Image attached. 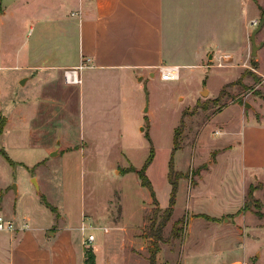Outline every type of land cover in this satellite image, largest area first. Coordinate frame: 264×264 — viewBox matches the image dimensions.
<instances>
[{
  "label": "rangeland",
  "instance_id": "1",
  "mask_svg": "<svg viewBox=\"0 0 264 264\" xmlns=\"http://www.w3.org/2000/svg\"><path fill=\"white\" fill-rule=\"evenodd\" d=\"M29 1L31 22L24 30L29 33L31 25L33 30L9 50L23 60L32 48L41 49V33L47 32L60 48L54 54L67 55L77 38L62 45V27L36 21L38 4L58 10L60 0ZM248 1L247 15L240 17L236 4L229 10L235 17L234 39L243 46L264 16V0ZM67 3L63 17H70L78 6V0ZM226 8L222 13L217 0H168V39L177 46L184 39L200 42L203 66L181 69L176 82L161 81L158 73L152 77L149 71L131 74L110 103L108 75L87 72L86 88L69 92L74 95L71 105L55 109L62 113L53 122L34 116L37 110L47 113L52 108L39 101L38 88L21 87L23 72L7 73L3 96L8 105L1 119L10 129L5 127L0 139V216L15 225L13 233L20 240L13 253L15 244L7 232H0V264H86L88 252L94 254L95 264H149L151 224L155 222L157 230L169 208L171 169L172 178L182 179L157 264H264V222L258 215L264 208V190L259 187L261 193L254 196L252 188L245 195L240 173L226 157L217 156L226 136L215 134L223 131L222 123L236 120L227 107L238 104L248 116L264 108V47L256 58L247 50L241 63L232 58L224 60L225 68H217L223 52L216 51L213 35L222 32ZM256 41L264 42V27ZM243 46L237 45L239 57ZM177 63H182L180 58ZM236 65L245 68L240 75L239 69H232ZM182 120L174 151L175 130ZM151 149L155 156L146 175L161 210L155 221L150 192L136 173H126L131 166L141 170ZM68 152L73 156L67 161L63 155ZM241 207L248 217L235 215ZM203 216L220 218L219 225ZM26 223L29 227L22 229ZM89 235L95 236L92 244Z\"/></svg>",
  "mask_w": 264,
  "mask_h": 264
},
{
  "label": "crops",
  "instance_id": "2",
  "mask_svg": "<svg viewBox=\"0 0 264 264\" xmlns=\"http://www.w3.org/2000/svg\"><path fill=\"white\" fill-rule=\"evenodd\" d=\"M69 1L60 0L59 5L57 4L58 10L47 4H38L36 21L45 26L56 23L64 29L60 43L62 42L63 45L66 40L70 41L71 38H77L78 41L75 40L77 42L76 47H69L67 55L64 52L54 54V50L60 48L53 45L47 32H43L40 37L42 39L41 49L34 51L32 48L31 52H28L22 60L18 53L10 51L8 47L25 39V36L26 38L30 37L33 26H30L29 33H25L24 30L28 22H31V17L27 14L30 1L0 0V96H3L4 84L10 75L7 73L12 71L23 72L24 75L20 80L21 87L28 85V88H38V91L35 92L39 94V101L44 106L48 105L47 107L52 108L47 113L37 110L34 112V116L37 118L44 117L48 119V122H53V119L62 113L55 109L70 106L74 97L71 95L74 94L73 91L79 90L81 92L82 88H86L85 73L87 72L108 75V103H110L115 94L119 95L120 88L129 81L131 74H144L149 71V75L154 77L161 66H178L181 69L201 68L203 66L201 54L203 49H200V42L194 44L184 39L177 46L173 42L171 44L168 39L166 33V4L168 0H78V6L71 12V16L63 17L61 14ZM217 2H220L222 6V13H224L225 6H227L225 11L228 12L234 6L231 3L236 4L240 17L242 14L247 15L251 9L248 0H217ZM49 19L53 22H46ZM43 20L44 23L41 22ZM234 23L235 17L231 16L229 11L226 15V22L224 21L221 25L222 32L213 35V39L215 38L216 41L212 44L216 51L223 52V55L219 57L222 64H224V60L227 63L232 58L235 63H241L244 59L243 53L247 50L251 51L250 39L244 43V46L240 42L241 40L238 44L236 43ZM246 29L243 27V35ZM206 45L205 43L204 46L206 47ZM237 45L239 48L243 46L240 57L236 53L239 52ZM48 49L50 50L49 53H47ZM62 51H64L63 47L61 48ZM178 58L181 59L182 63H177ZM210 58L212 57L210 56ZM88 60L90 61L85 62ZM215 60L216 57H213L212 61ZM232 69H239L238 75H240L241 69L245 68L236 65ZM67 73L74 75L72 81L67 80ZM75 79L79 82H75ZM49 89L53 90L48 91ZM60 91L62 94H59ZM64 91H68L67 94H64ZM47 102L54 104V107L45 104ZM7 105L8 103L3 96V99L0 100V120L5 117L1 115V110ZM31 108L33 111L34 107ZM229 109L234 111V116L237 115L236 120L222 123V132L219 129L216 130V132L226 136L217 156L226 157L231 163V167H235L240 173L241 180L245 182V195L253 188L252 193L257 196L261 193L259 187L264 190V108L258 107L256 112L249 116L238 104L226 108V110ZM27 115V113L23 114L25 120H27ZM7 129H10L9 125L6 127ZM4 130L0 139L5 136ZM46 148L51 150L49 146ZM77 148L76 145L75 147H68V150L73 151ZM72 156V152H68L63 155V159L68 161ZM246 213L245 207H241L235 215L242 216ZM260 213L259 220L264 222V208ZM223 217L224 215L219 219L222 220ZM212 219H214L212 222L219 225L220 220L218 218L213 217ZM260 230H262L260 233H264V228H260ZM6 234L9 235L11 244H15L13 247V253H15L17 251L15 248L18 247L16 241L20 240L16 238L18 234L8 232ZM243 244H245L244 240ZM243 248L245 249V246ZM14 257L15 254H13ZM12 263L15 264L16 262L13 260Z\"/></svg>",
  "mask_w": 264,
  "mask_h": 264
},
{
  "label": "trees",
  "instance_id": "3",
  "mask_svg": "<svg viewBox=\"0 0 264 264\" xmlns=\"http://www.w3.org/2000/svg\"><path fill=\"white\" fill-rule=\"evenodd\" d=\"M184 121L182 120L180 126L175 130V136H174V151L176 150V146L178 145V135L181 133L183 127H184ZM0 135L3 133V129L5 127V124L2 123V119L0 120ZM155 156V152L153 149H151L150 156L147 159L145 165L142 167L141 170H136L133 166L129 168V170L126 173H136L141 181V186L146 188L152 197V204L154 206L153 210V220H157L158 217L160 216L159 214L161 213V210L159 209V204L157 199L155 198V193L153 190V186L151 181L149 180L148 176L146 175V170L148 166L152 163L153 159ZM174 173V170L171 169L169 174H168V182L171 185V196H170V201H169V208L166 209L163 212V215L161 216V219L159 220V225L157 230L154 229L155 227V222H152L151 224V229H150V234L149 238L151 239L152 243L150 247L148 248V261L149 264H157V256L161 251L160 243L163 241V231L166 228L167 224L170 222L173 213H174V206L176 204V198L179 190V181L182 179V177H176L175 179L172 178ZM261 217V214H258ZM203 218L207 220L214 221V219L209 218L207 216H203ZM174 236L177 237V233H174ZM86 264H95V256L94 254L89 252L87 253V262Z\"/></svg>",
  "mask_w": 264,
  "mask_h": 264
},
{
  "label": "built area",
  "instance_id": "4",
  "mask_svg": "<svg viewBox=\"0 0 264 264\" xmlns=\"http://www.w3.org/2000/svg\"><path fill=\"white\" fill-rule=\"evenodd\" d=\"M253 25H257V22H254ZM225 58V57H224ZM90 61V60H88ZM226 67V65L218 64L217 68H223ZM180 70L181 68L178 66H161L158 68V75L159 79L164 82H176L180 80ZM67 80H73L74 75L71 73L66 74ZM75 82H79L78 80H74ZM216 134H220L219 132H216ZM22 229H27L29 226L26 224L23 225ZM17 231V228L11 221H7L4 217L0 216V232H8L13 233ZM82 232H85V228H82ZM87 242L89 244H92L95 242V236L89 235Z\"/></svg>",
  "mask_w": 264,
  "mask_h": 264
},
{
  "label": "water",
  "instance_id": "5",
  "mask_svg": "<svg viewBox=\"0 0 264 264\" xmlns=\"http://www.w3.org/2000/svg\"><path fill=\"white\" fill-rule=\"evenodd\" d=\"M264 27V16L262 18V20L260 21L259 25L257 26V28L254 30V32L251 35V57L252 58H256L258 56V52L259 50H261L262 47H264V42L260 43L259 45L257 44L256 41V37L257 35L260 33V31L263 29ZM206 92H203V96L205 95ZM246 108H250L249 104L245 105ZM148 110L146 109V112ZM55 153L52 155L54 156Z\"/></svg>",
  "mask_w": 264,
  "mask_h": 264
}]
</instances>
